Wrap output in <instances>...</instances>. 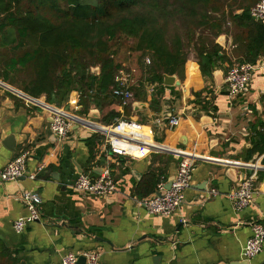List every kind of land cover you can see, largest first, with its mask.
<instances>
[{
    "label": "crops",
    "instance_id": "crops-1",
    "mask_svg": "<svg viewBox=\"0 0 264 264\" xmlns=\"http://www.w3.org/2000/svg\"><path fill=\"white\" fill-rule=\"evenodd\" d=\"M221 40L236 48L231 34ZM256 63L260 66L247 89L229 97L227 62L205 76L198 61L190 58L181 74H174L180 83L172 85L164 79L153 82L144 62H125L122 68L132 74L134 93L125 106L111 94L98 99L100 106L88 100L86 106L76 90L61 104L49 102L46 95L37 98L41 103H27L0 84V172L16 156L28 155L25 175L0 179V234L18 250L21 263L61 264L68 251H92L100 264H264V248L251 260L242 256L252 234L250 223L264 222V153L251 157L249 152L252 124L264 118V54ZM0 81L21 90L2 77ZM196 92H202L214 108L203 109ZM45 104L75 117L67 139L53 135L52 113ZM93 109H98L99 117L89 116ZM172 117L179 118L178 125L170 124ZM123 118L140 123L153 144L134 157L123 156L113 153L102 136L93 144L95 158L90 159V138L103 135L98 128ZM10 136L15 150L5 144ZM176 149L198 157L191 186L174 213L152 214L134 197H143L150 185L155 191L149 195L156 193L163 177L172 182L181 159L173 153ZM249 162L260 165L255 195L248 207L237 209L229 194L250 173L244 166ZM105 171L117 182L115 194L99 197L74 187L80 174L97 176ZM26 190L41 196V219L17 232L14 221L29 213L21 199Z\"/></svg>",
    "mask_w": 264,
    "mask_h": 264
},
{
    "label": "trees",
    "instance_id": "trees-1",
    "mask_svg": "<svg viewBox=\"0 0 264 264\" xmlns=\"http://www.w3.org/2000/svg\"><path fill=\"white\" fill-rule=\"evenodd\" d=\"M259 1L0 0V77L18 86L16 76L24 73L28 79L22 89L36 98L46 95L61 104L76 90L80 103L100 106L101 96L114 95L125 39L131 40L128 50L151 56L153 82H161L164 74H181L190 58L205 76L225 62L256 64L264 54V22L252 16ZM230 34L234 49L221 40ZM97 66L99 73L93 71ZM202 94L195 93L196 102L213 109ZM102 136L90 138V159ZM251 141V157L264 153V118L252 124ZM149 187L141 196L155 191ZM17 253L0 234V264H22Z\"/></svg>",
    "mask_w": 264,
    "mask_h": 264
},
{
    "label": "built area",
    "instance_id": "built-area-1",
    "mask_svg": "<svg viewBox=\"0 0 264 264\" xmlns=\"http://www.w3.org/2000/svg\"><path fill=\"white\" fill-rule=\"evenodd\" d=\"M252 16L264 22V0L259 1L253 7ZM146 60L147 63H151L149 57ZM255 69L256 65L251 62H234L228 66L225 84L229 97L238 96L247 89ZM115 81L116 86L113 89V94L118 98L120 104L125 106L134 98L132 74L125 68H121L115 76ZM20 96L24 97L27 103H41L37 98L34 100L27 96ZM44 106L49 108L52 113L51 131L53 135L59 140L67 139L75 123V117L64 108L47 104ZM178 123V117L170 119L172 126H176ZM100 131L106 137L109 148L117 155L134 157L145 145L153 144L147 140L148 136L143 126L132 119H119L112 125L100 129ZM173 153L181 159L176 176L172 180L170 188L166 189L165 194L159 195L156 192L141 198L134 197L139 206L155 215L168 216L174 213L184 202L185 192L191 186L192 174L198 157L180 149L174 150ZM27 160V153H22L10 160L0 172V179L12 181L21 178L26 174ZM244 166L250 169V173L244 174L237 188L229 194V198L237 209H245L251 204L256 191L257 173L260 169V165H255L254 162L246 163ZM41 169L42 167H39V170ZM31 177L34 178L35 173ZM166 184L167 181L162 180L158 184L157 190L165 189ZM74 187L99 197H108L118 190L117 182L109 171L97 176L82 173L76 179ZM21 199L25 202L29 213L14 221L13 227L17 232L24 231L29 224L41 219V196L34 191L26 190L22 193ZM250 226L252 234L242 249V256L248 260L256 257L264 248V222H252ZM80 256L85 257L84 264H100L99 255L92 251L83 254L77 251H68L63 255L61 264H81Z\"/></svg>",
    "mask_w": 264,
    "mask_h": 264
},
{
    "label": "water",
    "instance_id": "water-1",
    "mask_svg": "<svg viewBox=\"0 0 264 264\" xmlns=\"http://www.w3.org/2000/svg\"><path fill=\"white\" fill-rule=\"evenodd\" d=\"M259 66H260V63H256V68H258ZM99 70H100V67H99V66L93 68V71L96 72V73H99ZM164 80H165V83H166V84H169V85H172V84H174V83H176V82H177V83H180V81H178V80L176 79V76H175L174 74H173V75H170V74H164ZM0 84H1L2 86H4L6 89H8V90H10V91H12V92H14V93H17V94H19V95H23V96H27V97H29V98L35 100V97H32V96H30V95H28V94L22 92L21 90H18V89H16V88L12 87V86L9 85V84H6V83L3 82V81H0ZM135 104L141 105V103H139V102H135ZM89 116H90V117H95V118H97V117L100 116V113H99L98 109H93V110L90 111ZM98 130H100V128H98ZM8 142H9V143H8ZM5 144H6L10 149L15 150V140H14V137H13V136L8 137L7 140L5 141ZM258 155H259V154H257L256 156H254L253 161L255 160V158H256ZM100 174H101V173L99 172V175H100ZM257 178H258V177H257ZM170 186H171V181L165 185V189H163V190H158L157 193H158L159 195H164L165 192H166V189H169ZM80 262H82V263L85 262V257H84V256H80ZM247 262H249V261H247ZM238 263H240V264H247V263H243V262H236L235 264H238ZM232 264H233V263H232Z\"/></svg>",
    "mask_w": 264,
    "mask_h": 264
},
{
    "label": "rangeland",
    "instance_id": "rangeland-1",
    "mask_svg": "<svg viewBox=\"0 0 264 264\" xmlns=\"http://www.w3.org/2000/svg\"><path fill=\"white\" fill-rule=\"evenodd\" d=\"M121 42V41H119ZM131 43V40H128V39H125L124 41V44L122 45V47L120 48L119 50V53H118V60H121L122 63H135L137 62V60L141 63H146L147 65H150L151 63H147V58L149 57L151 59V56L150 55H145V56H142L140 52H135V51H130L128 50L129 48V45ZM24 79H28L24 73H20V74H17L16 76V81H18L16 83V85H18V87L22 89V83H23V80ZM24 92V91H22ZM26 93V92H24Z\"/></svg>",
    "mask_w": 264,
    "mask_h": 264
}]
</instances>
